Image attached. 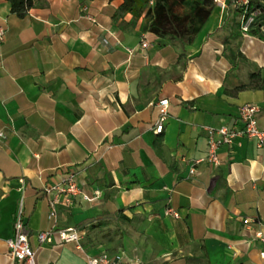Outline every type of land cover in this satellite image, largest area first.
Here are the masks:
<instances>
[{
  "label": "crops",
  "instance_id": "crops-1",
  "mask_svg": "<svg viewBox=\"0 0 264 264\" xmlns=\"http://www.w3.org/2000/svg\"><path fill=\"white\" fill-rule=\"evenodd\" d=\"M256 1L257 35L241 31L225 0L181 51L143 17H114L121 0H32L22 18L0 0V264H15L5 241L18 207L36 264H86L84 255L102 252L122 253L125 264H264L255 236L264 234V146L236 138L217 164L189 174L208 153L204 126L233 128L237 109L253 104L264 131ZM71 175L81 194L53 205L56 193L44 189ZM70 227L82 231L83 252L56 234L37 242L41 231Z\"/></svg>",
  "mask_w": 264,
  "mask_h": 264
},
{
  "label": "built area",
  "instance_id": "built-area-1",
  "mask_svg": "<svg viewBox=\"0 0 264 264\" xmlns=\"http://www.w3.org/2000/svg\"><path fill=\"white\" fill-rule=\"evenodd\" d=\"M214 5L223 8L225 0H212ZM232 5L238 9L241 13V24L240 29L246 33L249 31L252 23H254L258 13L259 6H248V0H230ZM84 17L91 23H95V18L87 12L86 7L82 9ZM4 38V30L0 28V42ZM142 47H146V43L143 42ZM159 111L161 118L155 124L154 132L160 133L163 127V116L167 109V100L159 102ZM258 112L257 106L253 104H244L237 109L236 125L233 128L226 126H204L203 129L207 134L208 153L204 159L194 160L189 169V174L195 173L194 166L202 161H207L212 164L218 163L217 151L221 146L229 145L234 139L239 137H245L256 141L258 147L264 146V131L259 130L255 120V115ZM0 138H4V134L0 132ZM46 193L54 191L56 198L52 200V204L59 203L57 196H63L64 203H70L73 196L81 194L80 188L76 185L73 176H68L66 179L65 186L46 187L44 189ZM97 194V193H96ZM83 199H87L83 196ZM55 214L54 208H51L50 216L53 218ZM165 215H172L177 217V213L170 208L165 209ZM247 224L249 221L244 219L242 221ZM259 225V223H258ZM57 235L59 243L73 244L74 247L83 252L80 246V240L82 237V231L74 227L57 230L48 229L41 231L36 235L37 242L39 244H52L54 235ZM256 238L264 245V234L257 232ZM29 230L24 225L21 219V208L18 207L14 221H13V232L12 236L5 241L7 248V257L11 259L15 264H36L34 255L35 251L32 249L28 242ZM262 257L264 255L261 254ZM86 264H125L124 255L119 254H108L106 252L100 253L96 257H90L84 255Z\"/></svg>",
  "mask_w": 264,
  "mask_h": 264
},
{
  "label": "trees",
  "instance_id": "trees-1",
  "mask_svg": "<svg viewBox=\"0 0 264 264\" xmlns=\"http://www.w3.org/2000/svg\"><path fill=\"white\" fill-rule=\"evenodd\" d=\"M5 1L10 4L11 13L19 18L24 17L32 5V0ZM254 5H258L256 0H248V6ZM213 7L212 0H121L114 17L123 14H130L133 20L143 17L144 29L177 42L183 51L184 45L193 41ZM249 31L257 35L255 27Z\"/></svg>",
  "mask_w": 264,
  "mask_h": 264
}]
</instances>
